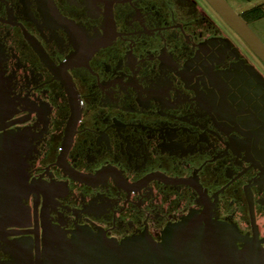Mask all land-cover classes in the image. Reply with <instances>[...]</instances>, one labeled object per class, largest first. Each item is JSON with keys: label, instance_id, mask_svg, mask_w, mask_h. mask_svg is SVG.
<instances>
[{"label": "flooded vegetation", "instance_id": "flooded-vegetation-1", "mask_svg": "<svg viewBox=\"0 0 264 264\" xmlns=\"http://www.w3.org/2000/svg\"><path fill=\"white\" fill-rule=\"evenodd\" d=\"M189 216L264 247V60L208 0H0V264Z\"/></svg>", "mask_w": 264, "mask_h": 264}, {"label": "water", "instance_id": "water-1", "mask_svg": "<svg viewBox=\"0 0 264 264\" xmlns=\"http://www.w3.org/2000/svg\"><path fill=\"white\" fill-rule=\"evenodd\" d=\"M264 60V41L228 0H208ZM226 222L189 216L170 225L163 239L140 235L121 241L80 229L54 245L48 241L41 264H264V247L243 239Z\"/></svg>", "mask_w": 264, "mask_h": 264}, {"label": "rangeland", "instance_id": "rangeland-1", "mask_svg": "<svg viewBox=\"0 0 264 264\" xmlns=\"http://www.w3.org/2000/svg\"><path fill=\"white\" fill-rule=\"evenodd\" d=\"M232 6L241 13L246 8H250L257 4H264V0H229ZM251 28L257 33V35L264 41V16L260 18H254L248 20Z\"/></svg>", "mask_w": 264, "mask_h": 264}, {"label": "trees", "instance_id": "trees-1", "mask_svg": "<svg viewBox=\"0 0 264 264\" xmlns=\"http://www.w3.org/2000/svg\"><path fill=\"white\" fill-rule=\"evenodd\" d=\"M241 13L243 15V18L247 20L260 18L264 16V4H257L255 6L243 10Z\"/></svg>", "mask_w": 264, "mask_h": 264}, {"label": "crops", "instance_id": "crops-1", "mask_svg": "<svg viewBox=\"0 0 264 264\" xmlns=\"http://www.w3.org/2000/svg\"><path fill=\"white\" fill-rule=\"evenodd\" d=\"M247 9V8H246Z\"/></svg>", "mask_w": 264, "mask_h": 264}]
</instances>
